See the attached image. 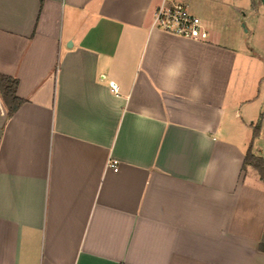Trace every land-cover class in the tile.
I'll return each mask as SVG.
<instances>
[{
    "label": "crops",
    "instance_id": "0c3cea01",
    "mask_svg": "<svg viewBox=\"0 0 264 264\" xmlns=\"http://www.w3.org/2000/svg\"><path fill=\"white\" fill-rule=\"evenodd\" d=\"M204 1L0 0V264H264V54Z\"/></svg>",
    "mask_w": 264,
    "mask_h": 264
},
{
    "label": "rangeland",
    "instance_id": "374dc122",
    "mask_svg": "<svg viewBox=\"0 0 264 264\" xmlns=\"http://www.w3.org/2000/svg\"><path fill=\"white\" fill-rule=\"evenodd\" d=\"M193 2L200 6L203 0H193ZM204 2L207 8L213 6L215 10H219L220 27L228 28L237 38L239 46H242L240 51L248 63L245 66H250L248 69L253 70L257 66L258 54H264V2L262 0H206ZM214 2L221 5H216ZM234 7L238 10H234ZM251 52L255 55L252 57L254 61L249 55Z\"/></svg>",
    "mask_w": 264,
    "mask_h": 264
},
{
    "label": "built area",
    "instance_id": "2783aa9c",
    "mask_svg": "<svg viewBox=\"0 0 264 264\" xmlns=\"http://www.w3.org/2000/svg\"><path fill=\"white\" fill-rule=\"evenodd\" d=\"M154 27L160 31L194 41H206L209 33L202 20L192 14L185 5H161L155 12ZM117 91L116 87H113ZM264 162V150L261 152ZM109 168L114 172L119 171L118 161L112 160Z\"/></svg>",
    "mask_w": 264,
    "mask_h": 264
},
{
    "label": "trees",
    "instance_id": "16d2710c",
    "mask_svg": "<svg viewBox=\"0 0 264 264\" xmlns=\"http://www.w3.org/2000/svg\"><path fill=\"white\" fill-rule=\"evenodd\" d=\"M19 81L15 78L4 76L0 74V97L8 110L9 117H12L24 104V100L17 95ZM259 127L256 126L253 131V138L258 136ZM247 166L253 167L264 180V162L261 158L255 156L252 152V146L246 153L244 160V168ZM264 251V247H260Z\"/></svg>",
    "mask_w": 264,
    "mask_h": 264
},
{
    "label": "water",
    "instance_id": "95a60500",
    "mask_svg": "<svg viewBox=\"0 0 264 264\" xmlns=\"http://www.w3.org/2000/svg\"><path fill=\"white\" fill-rule=\"evenodd\" d=\"M264 2V0H262Z\"/></svg>",
    "mask_w": 264,
    "mask_h": 264
}]
</instances>
